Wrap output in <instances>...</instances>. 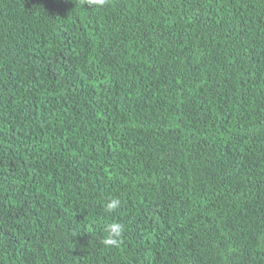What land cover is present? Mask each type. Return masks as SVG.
Segmentation results:
<instances>
[{
    "label": "trees",
    "instance_id": "1",
    "mask_svg": "<svg viewBox=\"0 0 264 264\" xmlns=\"http://www.w3.org/2000/svg\"><path fill=\"white\" fill-rule=\"evenodd\" d=\"M0 264H264V0H0Z\"/></svg>",
    "mask_w": 264,
    "mask_h": 264
},
{
    "label": "clouds",
    "instance_id": "2",
    "mask_svg": "<svg viewBox=\"0 0 264 264\" xmlns=\"http://www.w3.org/2000/svg\"><path fill=\"white\" fill-rule=\"evenodd\" d=\"M94 3L103 5L104 0H93ZM120 206V200L112 198L107 203V210L113 211ZM106 231L108 232V236L103 240L105 245H114L117 242V239L124 231V225L121 223H112L107 226Z\"/></svg>",
    "mask_w": 264,
    "mask_h": 264
}]
</instances>
